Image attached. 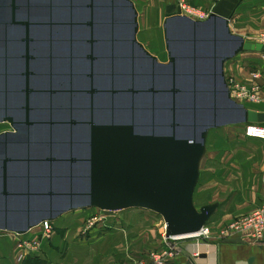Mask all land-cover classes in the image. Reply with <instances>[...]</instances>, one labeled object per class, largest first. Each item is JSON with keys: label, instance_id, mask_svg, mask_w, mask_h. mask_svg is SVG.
<instances>
[{"label": "water", "instance_id": "1", "mask_svg": "<svg viewBox=\"0 0 264 264\" xmlns=\"http://www.w3.org/2000/svg\"><path fill=\"white\" fill-rule=\"evenodd\" d=\"M243 2L203 20L169 3L162 62L133 0H0V231L97 208L150 210L168 238L199 233L218 208L194 203L210 130L264 122L225 72L264 52L231 30Z\"/></svg>", "mask_w": 264, "mask_h": 264}, {"label": "crops", "instance_id": "2", "mask_svg": "<svg viewBox=\"0 0 264 264\" xmlns=\"http://www.w3.org/2000/svg\"><path fill=\"white\" fill-rule=\"evenodd\" d=\"M133 1L140 13L139 40L160 60V56L166 54L167 60L163 22L166 6L172 1ZM187 1L198 10V13L209 14L218 0ZM230 27L234 34L252 40L264 33V0H244L236 9ZM245 53L252 56L250 59H257L260 52ZM260 59L263 62L260 79L261 100L258 104L245 106L264 113V59ZM230 65L225 66L228 77L234 80L248 78L245 65L235 62ZM260 124L264 126V122ZM236 125L232 126L233 132L229 134L233 136L228 142L230 146L228 157L232 155V161L228 159L225 166L227 177L223 179L216 177L218 175L214 176L213 170L223 168L221 165L215 166L216 163L214 164L212 160L207 165V171L200 167L194 203L197 208L218 203V208L208 221L212 223L207 225L210 231L207 238H186L177 240L171 246L163 236L165 224L162 217L160 219L151 216L154 219L151 223H155V226H151L152 224L144 222L145 214H135L143 213L144 209H137L136 212L128 209L123 210L127 211L124 214L120 212L113 214L115 224L113 227L107 226L109 229L103 223L95 228L84 227L85 217L70 218V215L76 213L75 211L82 212L85 208L66 213L52 221L50 232H46L42 225L21 237L0 231V264H112L116 261L140 259L146 264H158L154 261L153 254L164 256L165 261L162 264H186L189 256H192L197 264H264V244L253 238L243 239L240 231L230 230L234 222L264 204V139L247 137L244 132L245 124ZM211 131L207 138V147L212 137L211 141L216 144L218 154L220 152L218 150L221 149L218 143L228 134L227 132L224 134L223 131L212 134ZM215 173L219 174L216 171ZM196 193L203 194L198 203ZM144 212L154 213L146 209ZM139 216L144 219H139ZM124 221L126 223L121 224ZM237 235L241 237V242L235 240Z\"/></svg>", "mask_w": 264, "mask_h": 264}, {"label": "rangeland", "instance_id": "3", "mask_svg": "<svg viewBox=\"0 0 264 264\" xmlns=\"http://www.w3.org/2000/svg\"><path fill=\"white\" fill-rule=\"evenodd\" d=\"M171 1H174V0H171ZM232 28H234V26H232ZM258 55L259 56H257L258 57L257 59L256 58L250 59L252 57L251 55H249L247 53H241V54L237 55L232 60H230V61H228L226 63V65H228L229 67L231 66L230 64L233 63V62L240 63V65H245L246 66V69H247L246 75H247L248 78L245 77L246 78V80H245V79H241V78H237L236 77L238 80L236 78L235 79L238 82L244 83L248 87L249 86L251 87L256 82H259L260 85H261V88H262V83L260 82V79L262 78L261 77L262 76L261 68H262L263 62H262V60L260 58L264 59V55H262V53H258ZM160 58H161V60L163 62H165L166 61V54H162L160 56ZM248 68H249V70H248ZM252 72L253 73H256L257 74V77L253 76L252 75ZM258 75H259V78H258ZM227 78H228V81L229 82L231 81V79L234 80L233 78L228 77V76H227ZM230 86H231V84H230ZM234 98L238 102H240V103H242L244 105H248V106H251V104H255V103L258 104L259 103V102H252V101H250L249 99H246V98H240V97L237 96V94L234 95ZM232 126H237V125H227V126L221 127L223 129H221V128L220 129L219 128H215V129H212V131L210 130L212 132V134H216L217 132L222 133V131H223L224 134H226V132H227L228 135L224 139L221 138L222 139L221 142L218 143V146H219V144L221 146V149L218 150V151H220L218 154H217V149L218 148L216 147V144L214 145V143H212V141H211L212 140V137H211L210 138V141L208 143L209 145L207 147V150H206V153L204 155V158L202 159V165L201 166L203 167V170L204 171H207L206 168H207L208 163H210V160L214 161V164L216 163L215 166L221 165V167L223 169H219V170L217 169V170H213V171H214V176L215 175H218L216 177H222L223 179H225L227 177V171L225 169L226 168L225 167L226 166V163H227L228 159H229V161H232V155L230 157H228V151L230 149V146H229V143L228 142L233 139V136L232 135H229V134H231L233 132V131H231V129L234 128ZM8 128H10V126L8 124H0V132L3 131V130H6ZM237 128H239V127H237ZM244 132H245V128H244ZM214 136L215 135H213V137ZM236 139H237V137H236ZM215 171L217 173H219V174H216ZM202 195L203 194H200V193H198L196 195V201H197V203L200 201V198L202 197ZM133 210H135L134 212L138 211L137 209H133ZM144 211L145 210H143V213H141V212L138 213L137 212L135 214H138V215H144L145 214L146 215V218L145 219L142 218L141 216H139L138 218L139 219H144V222H146L147 224H150V225L152 224L151 226H155V223L154 224L151 223V221L154 220L151 216H156V218H160L161 219V216H159L157 214L155 215V213H148V212H144ZM75 212L76 213H72V215H70V218H77L79 216H80L79 218L85 217V222L83 224L84 227L90 226L91 228H95V227H97L98 224L103 223V225L107 229H109V227H107V226L113 227V225L115 224V221H113L115 219H113V216L112 215L110 217L109 215H106L105 213H103L102 211H100L97 208H86L82 212H78V211H75ZM124 212H127V211H120L121 214H124ZM127 214H129V213H127ZM147 215H149V216H147ZM131 217H132V215H131ZM120 218H122V217H120ZM136 219H137V216H135L134 220H136ZM129 220H131L130 217H129ZM117 223L120 224L119 221H117ZM124 223H126V222L125 221L124 222H121V224H124ZM211 223L212 222L208 223L207 225H211ZM187 241L189 242V240H187Z\"/></svg>", "mask_w": 264, "mask_h": 264}, {"label": "built area", "instance_id": "4", "mask_svg": "<svg viewBox=\"0 0 264 264\" xmlns=\"http://www.w3.org/2000/svg\"><path fill=\"white\" fill-rule=\"evenodd\" d=\"M177 4H179L182 10L191 15L197 16L198 19H206L209 14L198 13V10L194 8V6L190 5L187 0H174ZM195 17V18H197ZM256 42L263 44L264 46V33H261L256 39ZM264 55V52H260ZM252 75L257 77L256 73L252 72ZM259 78V75H258ZM229 82V81H228ZM231 82V83H230ZM229 82L231 84L230 88L232 91V95L234 97L237 94L240 98L249 99L252 102H260L261 100V85L259 82L254 83L251 87L247 86L244 83H240L237 80H232ZM245 134L250 138L264 139V126L260 123H247L245 124ZM42 227L46 232H50L52 229V222H45L42 224ZM238 230L241 232V237L245 238H253L256 241L264 242V204L259 207L257 210L253 211L251 214L242 217L240 220L234 222L230 230ZM232 231V230H231ZM210 234L208 226H204L201 231L195 235L191 236H178V237H170L166 236V231L163 233L165 241L173 245L177 240H182L186 238H207ZM153 259L156 263L162 264L164 260V256L162 254H153ZM112 264H146V262L142 259L140 260H132V261H116Z\"/></svg>", "mask_w": 264, "mask_h": 264}, {"label": "bare ground", "instance_id": "5", "mask_svg": "<svg viewBox=\"0 0 264 264\" xmlns=\"http://www.w3.org/2000/svg\"><path fill=\"white\" fill-rule=\"evenodd\" d=\"M145 210V209H144Z\"/></svg>", "mask_w": 264, "mask_h": 264}]
</instances>
